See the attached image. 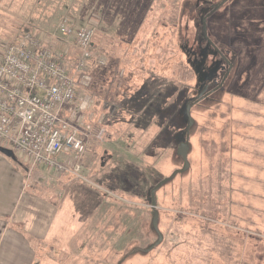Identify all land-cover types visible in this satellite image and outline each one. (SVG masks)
Instances as JSON below:
<instances>
[{
  "label": "rangeland",
  "instance_id": "1",
  "mask_svg": "<svg viewBox=\"0 0 264 264\" xmlns=\"http://www.w3.org/2000/svg\"><path fill=\"white\" fill-rule=\"evenodd\" d=\"M121 1L0 0V61L8 45L31 35L62 54L72 75L79 51L74 36L60 34L61 22L99 31L103 13L109 20L107 32H97L90 84L82 87L85 80L74 77L78 96L68 118L87 141L82 179L44 166L33 170L10 142L0 139V149L14 154L9 158L0 152V203L13 207L19 196L32 195L37 213L52 211L50 236L28 239H34L37 264L45 263L46 247L55 264H264V0H229L209 17L206 34L213 57H207L208 71L201 73L205 82L198 85L194 79L190 87L171 92L163 88L158 117L151 118L146 111L149 61L158 73L172 64L154 58L152 42L136 55L134 46L142 50L150 36L158 41L164 24L177 19L182 38L198 47L211 7L224 0H124L126 12L136 6L149 19L132 41L128 36L137 30L134 23L122 28L127 14L117 15ZM94 7H103L96 13L99 22L90 17ZM220 27L227 31L219 42ZM169 34L178 35L177 30ZM213 44L223 55L231 52L225 55L229 65L215 58ZM206 86V99L191 114L190 169L157 192L165 240L144 255L139 251L158 240L150 193L183 168L177 151L187 139L186 106ZM27 170H37L38 179L29 178L23 189ZM12 227L22 234L19 226Z\"/></svg>",
  "mask_w": 264,
  "mask_h": 264
},
{
  "label": "built area",
  "instance_id": "2",
  "mask_svg": "<svg viewBox=\"0 0 264 264\" xmlns=\"http://www.w3.org/2000/svg\"><path fill=\"white\" fill-rule=\"evenodd\" d=\"M59 29L62 36L76 38L79 54L71 68L74 75L65 57L44 39L25 35L5 48L0 61V139L10 142L33 170L44 166L58 175L82 179L80 160L87 152V141L68 113L78 96L74 77L85 80L82 87L91 81L96 27L76 30L64 19Z\"/></svg>",
  "mask_w": 264,
  "mask_h": 264
},
{
  "label": "trees",
  "instance_id": "3",
  "mask_svg": "<svg viewBox=\"0 0 264 264\" xmlns=\"http://www.w3.org/2000/svg\"><path fill=\"white\" fill-rule=\"evenodd\" d=\"M96 1V0H95ZM83 6V5H82ZM84 7V6H83ZM105 8V5H103ZM102 7V8H103ZM174 8V13L177 14L179 12L178 7L172 6ZM101 8V9H102ZM119 10L117 11V15H125L123 17L124 23L122 25V28L126 25H131L134 23V28L133 31H136L138 27L140 26L142 28L145 27V23L148 24L149 19L147 15L144 13L142 8L136 7V6H131V11L128 10L127 12L125 11V3L124 0L121 1V3L117 7ZM98 7L92 12V15L90 17H94L93 19H96L99 22L100 17L96 14L99 13ZM132 12V15L130 13ZM213 11L211 9L210 14L206 17L207 19V31L209 32V17L213 15ZM129 15V16H128ZM132 17V18H131ZM128 18H131L130 20ZM107 20V21H106ZM101 21V19H100ZM177 19H169L167 23L164 24V28L166 31H164L165 35L162 36L158 41H150V37H148V40L145 41L144 43V48L141 50L137 48V46H134V51L132 55H136L141 52H145L148 50L147 48L149 47L150 43L152 42V49H154L158 55L155 56L154 58L158 59L160 63L163 65H171L172 67L164 71V73H158L156 71V67L152 65L149 61L150 68H149V75L150 78L146 81V90L149 93V108L146 109L147 114H150L149 117H158L156 114H158L159 109H160V97L165 94V92H162L163 88H165L167 91L166 92H171L173 90H177L178 87L184 88L188 85L190 87L191 82H193L194 79H196L197 84H201L205 82V76L201 73L204 71H208V66L206 65L207 63V57L210 56L209 53V46L210 42L208 38L204 36V43L198 45V47L193 46V44L190 43V41L186 40L184 37L182 38V34L180 33V26L181 24L177 23ZM109 22L108 20V15L106 16V13H103V18L101 25H99L101 28L98 31L99 28L96 30V36L97 37V32L102 35L103 32H107L108 27L107 23ZM129 23V24H128ZM148 29V27H146ZM177 30V38H172L171 35L169 34L170 32H173ZM234 29L232 28V31ZM203 31H205V28H203ZM227 30L224 27H220L219 31L216 32L217 39L220 41L221 40V32H226ZM110 34L111 31H108ZM139 30H137L135 33H132L131 35L128 36L129 40H134L136 37H138ZM102 37V36H101ZM159 37H157L158 39ZM19 41V40H17ZM17 41H14L16 43ZM94 45L92 46L91 50L92 52L95 51V41L93 43ZM163 46V47H161ZM160 49V51H159ZM213 50L219 61L221 60L218 52L216 49ZM175 52V53H174ZM94 53V52H93ZM178 54V57H177ZM94 56V55H93ZM240 56V55H239ZM175 58V59H173ZM123 59H125V56H123ZM143 61H140L141 66L143 63H145V59H142ZM156 61V60H155ZM93 62V61H92ZM99 62V60H98ZM212 65H215V62L213 61ZM100 66V65H99ZM93 65L91 66V68ZM93 69V68H92ZM91 69V70H92ZM157 72V73H156ZM184 75V78L182 79V76ZM194 84V83H193ZM178 86V87H177Z\"/></svg>",
  "mask_w": 264,
  "mask_h": 264
},
{
  "label": "crops",
  "instance_id": "4",
  "mask_svg": "<svg viewBox=\"0 0 264 264\" xmlns=\"http://www.w3.org/2000/svg\"><path fill=\"white\" fill-rule=\"evenodd\" d=\"M36 171L27 170L28 174L23 180V189H25L29 178L36 177L34 180L38 179ZM37 173L39 174V172ZM39 178L45 180V177L39 176ZM31 196L27 200L24 199L25 195L19 196L18 202L13 207H11L12 204L5 203V201L0 203V264H37L39 253L33 244L34 239H28L32 237L47 239L50 236L48 232L50 227L55 226V220L52 223L49 220L53 217L52 211L44 210V213H37V203L32 200ZM21 209H24V212H21ZM14 224L22 229V234L15 231L12 227ZM43 254L46 257L44 264H55L48 247L43 250L42 256Z\"/></svg>",
  "mask_w": 264,
  "mask_h": 264
},
{
  "label": "water",
  "instance_id": "5",
  "mask_svg": "<svg viewBox=\"0 0 264 264\" xmlns=\"http://www.w3.org/2000/svg\"><path fill=\"white\" fill-rule=\"evenodd\" d=\"M229 0H224L222 3L216 5V6H212L211 9L213 12H216L218 9H220L221 7H223V5H226L228 3ZM204 28H205V37L207 38V20H205L204 22ZM228 65L229 62L227 61ZM231 71V70H229ZM209 87L207 86L199 96H197L194 101L190 102L187 104L186 106V117L189 120V124H188V128L186 130V142L182 143L177 151V154L179 157H181V159L183 160V168L180 170H177L175 173H173V175H171L169 178L165 179L163 182L159 183L156 187H154L150 193L151 195V208L153 210V217H152V229L153 231L157 234L158 240L156 243H154L153 245H151L149 248L145 249V250H141L139 251L140 253L147 255L150 254V252L152 253L153 250H155L156 248H158L164 239V235L161 233L160 228H159V220H160V215H159V211H158V203H157V192L162 189L164 186H166L167 184H169L170 182H172L179 174H184L186 173L189 169H190V163H189V153H190V143H189V138H190V132H191V128H193L194 126V121L192 119V109L195 105H197L198 103L202 102L203 100L206 99V93L208 91ZM0 152L3 153L5 156L9 157V158H14V154L11 151L5 150V149H0Z\"/></svg>",
  "mask_w": 264,
  "mask_h": 264
},
{
  "label": "flooded vegetation",
  "instance_id": "6",
  "mask_svg": "<svg viewBox=\"0 0 264 264\" xmlns=\"http://www.w3.org/2000/svg\"><path fill=\"white\" fill-rule=\"evenodd\" d=\"M262 8H263V7H262ZM262 8H260L259 10L262 11ZM212 47H214V49L217 50V52H218V54H219L221 60H222L223 62H225L226 64H228V63H227L228 60L226 59L225 55H226L227 57H229V56L231 55V52H230V51H226V52H225V55H223L222 52H221V51H220V50H219L214 44L212 45ZM228 62H229V61H228ZM230 67H231V66H230ZM231 68H232V67H231ZM223 69H226V67H224ZM229 70H230V69H229ZM229 70H228V72H227V74H226V77H229V76H230V73H229V72H231V71H229ZM225 79H226V78H225ZM225 79H224V81H225ZM224 81L220 84L221 86H217V88H216L215 90H213V92H216V91L219 90L220 87H223V85H224V84H223ZM206 87H207V86H206ZM208 87H209V86H208ZM204 89H205V88H204ZM208 90H209V89H208ZM213 92H212V93H213ZM212 93H211V94H212Z\"/></svg>",
  "mask_w": 264,
  "mask_h": 264
}]
</instances>
